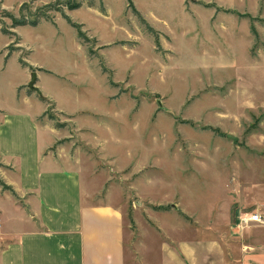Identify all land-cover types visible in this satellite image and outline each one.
Masks as SVG:
<instances>
[{"label":"rangeland","instance_id":"1","mask_svg":"<svg viewBox=\"0 0 264 264\" xmlns=\"http://www.w3.org/2000/svg\"><path fill=\"white\" fill-rule=\"evenodd\" d=\"M54 1L0 0V108H10L14 84L31 91L36 68L22 60L40 66L50 99L34 110L45 107L39 121L59 131L52 149L82 160L98 198L120 204L133 263L151 234L225 237L236 202L264 192V0L64 6L88 41L57 11L15 27L6 15L33 18ZM10 170L0 162L9 186L0 183V234L3 224L22 227L11 204L27 210L5 180Z\"/></svg>","mask_w":264,"mask_h":264},{"label":"crops","instance_id":"2","mask_svg":"<svg viewBox=\"0 0 264 264\" xmlns=\"http://www.w3.org/2000/svg\"><path fill=\"white\" fill-rule=\"evenodd\" d=\"M24 66L29 71L36 68L39 78L40 66L27 61ZM24 86L14 84L10 108H0V162L11 168L3 178L26 196L27 207L11 204L16 210L12 219L22 227L3 224L0 264H136V248L120 204L98 198L99 181L87 175L82 160L65 155L63 148L53 151L59 131L39 121L45 107L34 110L35 103L43 101L40 95L50 97L42 91L27 92ZM254 185L248 188L254 191ZM248 196L236 202L225 237H189L180 231H173L174 236L151 234L138 263L264 264V223L242 225L251 207L264 217V192L252 200Z\"/></svg>","mask_w":264,"mask_h":264},{"label":"trees","instance_id":"3","mask_svg":"<svg viewBox=\"0 0 264 264\" xmlns=\"http://www.w3.org/2000/svg\"><path fill=\"white\" fill-rule=\"evenodd\" d=\"M129 2H130V0H129ZM25 5H26V3L22 5L21 11H23V7ZM82 5H83V2L81 0H66L63 4H62L61 0H55L54 2H49V3L45 4L44 6H42L41 8H39V11L34 14L33 18H29V17L24 16V15L21 17H16V16L12 15V13H9V12H7L6 15L11 17V19L13 21L12 27H15V26L26 25V24L37 25L42 18H46L48 20L53 21V17L50 16L49 12L57 11V12H60L63 15V17H65L68 20V22L70 24H72L73 26H75L78 29V35L80 38H83L85 41H88L87 36L84 34V32L82 30L79 29V25L76 24L75 22H73L71 20V18L65 13V8H64V6H66L68 9L73 10V9L80 8ZM130 5H131V3H130ZM133 11L140 17L142 22H145V19L142 18L140 12L136 8H133ZM147 26H148V24H147ZM149 28L152 30L151 27H149ZM1 29L6 34H13L12 32H9L7 29H5L3 27ZM22 63H23V65H25L24 60H22ZM41 98L45 100L44 97L41 96ZM0 183L3 186H5V184L3 182L0 181ZM5 187H9V186H5Z\"/></svg>","mask_w":264,"mask_h":264},{"label":"built area","instance_id":"4","mask_svg":"<svg viewBox=\"0 0 264 264\" xmlns=\"http://www.w3.org/2000/svg\"><path fill=\"white\" fill-rule=\"evenodd\" d=\"M251 222H262L264 223V217L258 211L248 212L242 217V225H249Z\"/></svg>","mask_w":264,"mask_h":264},{"label":"water","instance_id":"5","mask_svg":"<svg viewBox=\"0 0 264 264\" xmlns=\"http://www.w3.org/2000/svg\"><path fill=\"white\" fill-rule=\"evenodd\" d=\"M37 80H38V75L37 71H33L31 74V80L28 83V87L34 91H37L38 93L41 92L40 88L37 86ZM161 104V102H160ZM175 206V205H174Z\"/></svg>","mask_w":264,"mask_h":264}]
</instances>
